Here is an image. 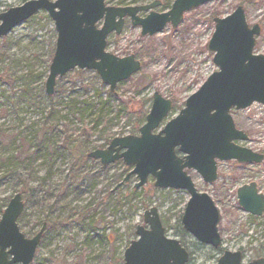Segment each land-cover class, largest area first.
Instances as JSON below:
<instances>
[{"label":"rangeland","instance_id":"rangeland-1","mask_svg":"<svg viewBox=\"0 0 264 264\" xmlns=\"http://www.w3.org/2000/svg\"><path fill=\"white\" fill-rule=\"evenodd\" d=\"M26 1L2 0L0 13ZM155 1L160 2L152 9L157 13L169 11L173 3L105 0V5L143 6ZM239 5L249 26L262 27L254 54L264 55V0L210 1L184 13L176 28L167 25L151 37H142L140 28L131 26L126 17L120 35H109L106 51L117 57L133 55L141 69L117 84L115 100L114 96L108 98V87L95 72L77 69L65 80L61 78L65 91L51 97L45 94L56 40L53 22L45 11L0 39V217L18 193L24 209L17 224L25 236L31 237L42 223L51 225L40 241L33 264H124V250L136 238L135 226L142 223L143 212L151 207L157 208L165 222L166 236L179 240L189 252L188 264L215 263L225 250L240 251L243 263L264 258V212L254 217L239 207L236 198L237 188L251 182L264 194V161H218V178L213 184L204 183L193 171L187 172L197 190L208 194L219 211L222 244L220 249H213L178 232L177 223L189 198L186 192L155 188L151 177L138 190L133 189L135 177L115 189L129 171L121 162L103 169L98 161L74 159L76 153L59 148V141L48 156L40 154L22 164L11 159L17 158L20 151L31 153L32 140L46 123L54 126L60 137L65 134L77 143L84 142L83 155L99 146L106 148L109 141L105 140L111 136L138 135L143 121L136 124L133 115L140 108L149 111L155 92L176 106L161 122L162 127L217 70L207 49L214 31L212 19L229 15ZM101 25L99 22L97 26ZM230 115L236 128L248 135L247 141L237 143L264 155V106L255 103L244 110L232 109ZM7 139L15 141L12 148L5 147Z\"/></svg>","mask_w":264,"mask_h":264},{"label":"water","instance_id":"water-1","mask_svg":"<svg viewBox=\"0 0 264 264\" xmlns=\"http://www.w3.org/2000/svg\"><path fill=\"white\" fill-rule=\"evenodd\" d=\"M210 1L222 0H174L169 11L157 13L152 9L160 6L158 1L114 7L106 6L105 0H28L0 13V39L45 11L56 33L45 94L52 96L56 80L74 69L94 71L102 84L114 92L117 84L141 69L133 55L117 57L106 51L107 38L112 33L120 35L126 17L131 26L140 28L142 37H151L167 25L176 28L184 13ZM140 12L148 14L139 17ZM212 21L214 31L207 49L217 70L185 100L178 114L160 128L172 102L155 92L137 136L115 137L106 149L92 151L86 157L98 160L103 167L122 161L131 168L115 189L135 176V190L146 185L151 177L155 188L185 191L189 199L180 218L183 230L198 243L217 249L221 245L219 211L208 194L196 189L187 172L193 171L204 183L213 184L218 178V161L258 164L264 160L263 154L237 144L247 141L248 135L236 128L230 115L232 109L244 110L255 103L264 106V55L253 53L261 27L248 25L242 6ZM99 22L101 27L97 26ZM236 198L243 211L254 217L262 216L264 194L258 191L256 183L238 187ZM23 208L21 195L17 193L2 212L0 264H30L34 259L46 224L27 238L17 225ZM134 233L136 238L123 253L124 264H188L189 252L177 239L165 235L157 208L144 211L142 224L135 226ZM214 264H242V253L224 251ZM245 264H264V258Z\"/></svg>","mask_w":264,"mask_h":264},{"label":"trees","instance_id":"trees-1","mask_svg":"<svg viewBox=\"0 0 264 264\" xmlns=\"http://www.w3.org/2000/svg\"><path fill=\"white\" fill-rule=\"evenodd\" d=\"M169 2H170V0H167V3H169ZM53 51H54V49L51 50V57L49 59V64H50L51 58L53 56ZM81 71H83V70H81ZM78 73L81 74L83 72L79 71ZM66 76H67V74L63 77L64 80H65V78H67ZM59 80L57 81L54 94H56V93L59 94V93H62L63 91L66 90L63 86V79H61L60 81ZM69 88H72V87L69 86ZM107 95H108L109 99L112 96H114L112 99L115 100V93L114 92H110L108 90ZM36 105H39V103H37ZM91 108H86V109H91ZM175 110H176V106L173 105L172 109H171V113H173ZM127 112H128V108H127ZM147 112H148V110H143V108H140L139 110H137V112L133 115V117H135V119H136V124L141 122V121H143V123H144V119H145ZM128 114L130 115L131 113L128 112ZM130 117H132V114L130 115ZM56 130L57 129L54 126H51L49 123L43 124L42 128L38 131V133L34 136V139L32 140V144H31L32 151H31V153L27 155V154H24V152L20 151L19 155H17V158H11V159L16 163L22 164L24 162L33 161V159H35V157L39 156L40 154H43V156H45V155L48 156L53 151V148L56 147V145L58 143L57 141H59V144H60L59 148L63 149L66 152H70L71 154H73L74 152L76 153L77 158H74V159H77V160L86 159V154L83 155V151L85 149V146L83 147L84 142L77 143L70 136H65V134L63 137H60L59 133ZM84 130L85 129H83V131ZM113 137L114 136H111L110 138L105 140V143L110 141L111 138H113ZM14 143H15V141L13 139H7L5 141V147L6 148L11 147L12 148L14 146ZM101 147H103V146H99L97 148H101ZM21 148H22V146H20L18 149H21ZM15 150H16V148H15ZM103 169H107V168L103 167ZM162 223H163V226L165 227V222L162 221ZM42 225H43V223L40 225V228ZM177 226H178V232L185 234V232L183 231V229L180 225V219L178 220ZM49 229H51V225L47 224L43 235ZM42 238H43V236H42Z\"/></svg>","mask_w":264,"mask_h":264},{"label":"flooded vegetation","instance_id":"flooded-vegetation-1","mask_svg":"<svg viewBox=\"0 0 264 264\" xmlns=\"http://www.w3.org/2000/svg\"><path fill=\"white\" fill-rule=\"evenodd\" d=\"M142 13V12H141Z\"/></svg>","mask_w":264,"mask_h":264}]
</instances>
